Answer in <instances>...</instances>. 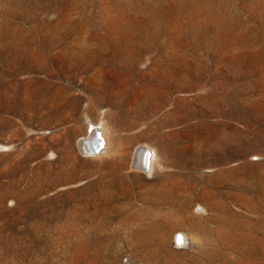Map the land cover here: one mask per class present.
<instances>
[{"label": "rangeland", "instance_id": "rangeland-1", "mask_svg": "<svg viewBox=\"0 0 264 264\" xmlns=\"http://www.w3.org/2000/svg\"><path fill=\"white\" fill-rule=\"evenodd\" d=\"M0 264H264V0H0Z\"/></svg>", "mask_w": 264, "mask_h": 264}, {"label": "bare ground", "instance_id": "bare-ground-1", "mask_svg": "<svg viewBox=\"0 0 264 264\" xmlns=\"http://www.w3.org/2000/svg\"><path fill=\"white\" fill-rule=\"evenodd\" d=\"M102 125H103L102 128H92V133L90 134V136H88V137L84 136L85 138L82 139L83 141H81V146L85 152L96 153L97 151L95 152V150H97L99 148H100V150H102V149L106 150L107 149V146H108V142H107L108 135L107 134L108 133H107L106 127H104L105 125L104 124H102ZM98 129L100 130V132L98 131ZM96 136H98V138H96ZM100 137L104 141V147H100V144H99ZM147 145L146 146H139L136 149L134 162L136 164V167H138V169L140 168V169L145 170V171H149V170L151 171L157 165L159 166L158 155H157V151H156L157 149L149 147V145L148 146Z\"/></svg>", "mask_w": 264, "mask_h": 264}, {"label": "water", "instance_id": "water-1", "mask_svg": "<svg viewBox=\"0 0 264 264\" xmlns=\"http://www.w3.org/2000/svg\"><path fill=\"white\" fill-rule=\"evenodd\" d=\"M96 138H98V136H96ZM99 144H100V147H104V141H103V139H101V137H100V142H99ZM100 150V148L99 149H97V150H95V152L97 151H99Z\"/></svg>", "mask_w": 264, "mask_h": 264}]
</instances>
